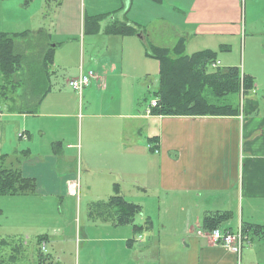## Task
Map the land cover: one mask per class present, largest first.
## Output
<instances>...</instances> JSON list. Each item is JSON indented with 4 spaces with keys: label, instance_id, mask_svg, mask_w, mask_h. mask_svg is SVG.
Here are the masks:
<instances>
[{
    "label": "crops",
    "instance_id": "1",
    "mask_svg": "<svg viewBox=\"0 0 264 264\" xmlns=\"http://www.w3.org/2000/svg\"><path fill=\"white\" fill-rule=\"evenodd\" d=\"M9 1L0 0V33L44 30L53 58L50 91L35 113L5 112L0 117L16 124L15 138L24 143L22 149L14 145L10 154L2 153L0 138L3 164L32 179L35 191L1 196L0 200L7 198L17 209L31 208L19 212L22 218L33 214L37 204H48L43 197L73 200L79 191V196L89 198L90 221H109L122 227L110 219H100L97 208L119 191L126 202L140 207V223L134 224L143 226L135 232L131 225H124L130 227V237L137 243L131 239L125 242L123 256L130 261L122 259L121 264H153L154 245L160 241L173 246L174 251H183L180 264H243L246 247L239 256L229 252L211 240V230L202 220L208 214L227 212L230 220L226 225L235 223L236 231L243 223L264 227V108L252 107L255 101L250 95L243 101L242 112L231 116L147 115V105L155 99L152 88L159 65L146 49L170 50L182 39L184 55L215 52L217 62L226 69L236 67L230 52L233 42L242 37L250 53L248 59L244 56L240 73L252 78L256 73L250 63L257 60L256 54L259 62L264 58V0H250L253 16L249 32L246 8L243 16L244 0H177L179 3L172 4L183 5L179 19L154 15L142 24L138 17L131 21L113 13L140 8L141 3L156 9L163 0H129L124 9L122 0H111L112 4L101 11L94 10L89 3L92 0H58L49 21L44 18V8L37 17L36 11H28L29 2L7 6ZM116 5L119 7L114 9ZM8 7L16 14L5 16ZM93 16H104L97 33L84 34V17ZM113 22H125L136 33L109 34L106 30ZM217 52L222 53L219 56ZM89 71L94 78L81 93L68 85ZM2 128L0 122V133ZM19 133L26 138H19ZM68 160L75 165L78 160L77 175L72 169L70 173L58 171ZM154 211L168 215V221L157 225V234L151 223ZM8 214L18 217L14 212ZM10 216L1 238L6 242L4 248L20 240L15 239L20 234L19 225ZM223 231L234 233L232 228ZM140 234L142 240L137 237ZM40 237V244L47 241L45 235ZM124 239L118 240L124 243ZM13 252L3 264L19 262L23 249L15 246ZM35 259L31 251V260L37 263V254Z\"/></svg>",
    "mask_w": 264,
    "mask_h": 264
},
{
    "label": "trees",
    "instance_id": "2",
    "mask_svg": "<svg viewBox=\"0 0 264 264\" xmlns=\"http://www.w3.org/2000/svg\"><path fill=\"white\" fill-rule=\"evenodd\" d=\"M122 1L123 9L128 7L129 0ZM103 17H84V34L97 33L98 24ZM106 32L126 35L135 34L136 30L125 22H113L107 27ZM47 38L44 30L14 35L0 33V100L7 105L6 113L34 114L42 98L50 91L48 77L53 47ZM146 53L159 65L158 89L155 92L156 106L151 109V115H236L244 109L243 101L249 97L254 87L253 78L240 73L237 67L226 69L212 67L216 63V53L202 51L191 56L184 55L182 39H179L170 50L149 46ZM209 66L214 70L210 71ZM20 72L21 77L18 76ZM19 90L23 92L22 96L19 95ZM238 95L241 96L240 110L226 101L223 104L210 101L212 98L221 101L222 98H234ZM254 105L252 107H256ZM209 109H213L212 112H209ZM214 110L232 112L214 113ZM4 159L5 156L0 154V197L33 193L34 181L22 177L14 168L5 167ZM97 208L100 219H110L120 226L131 225L135 232L143 229V226L134 224L135 217L140 215V207L126 202L119 191L107 202L99 203ZM229 219V213L217 212L205 215L202 224L212 231ZM150 226L149 222L147 227ZM240 231L242 236L248 238L255 236L264 240L263 226L243 223L240 225ZM38 242L40 245L42 239ZM5 244V240L0 238V250ZM37 259V264L51 263L40 248L37 249ZM2 263L0 256V264Z\"/></svg>",
    "mask_w": 264,
    "mask_h": 264
},
{
    "label": "rangeland",
    "instance_id": "3",
    "mask_svg": "<svg viewBox=\"0 0 264 264\" xmlns=\"http://www.w3.org/2000/svg\"><path fill=\"white\" fill-rule=\"evenodd\" d=\"M58 0H11L12 3L19 2L23 4L24 2H29L28 11L31 9L36 11L37 17L40 16L39 9L44 8V11L47 13L45 15V19L49 21L52 18V13L50 10H54L55 3ZM142 1V0H139ZM179 1V0H178ZM177 0H163V5H158L156 9L154 8H147L145 3H141L140 8L134 7L130 11H123L118 10L113 14H118L119 18H125L131 21L132 18L138 17L141 20V23H144L147 18L152 16H163L168 17L172 20H177L180 17V11H182L183 5L176 6L172 4L174 2H178ZM245 1V0H244ZM243 1V16H244V9L246 8V18L248 24V32L251 29L250 22L253 16V12L251 9V2L250 0H246L245 3ZM9 1L7 6L13 5ZM134 2V1H133ZM144 2V1H143ZM91 6L96 11H101L107 5L112 4L111 0H92L89 2ZM179 3V2H178ZM47 4V6L45 5ZM88 10V2H85ZM134 5H137L134 2ZM119 6L116 5L114 9L118 8ZM129 7V5H128ZM126 8V7H125ZM176 8V9H175ZM13 8L8 7L7 11H5V16L7 13H11L12 16L16 14V12H12ZM33 11V12H34ZM169 11V13H168ZM127 12V13H126ZM41 20V19H40ZM44 21V20H43ZM38 23V21H37ZM263 23V22H261ZM261 27V26H260ZM52 40L53 37H52ZM241 41L233 42V49H231L230 56L233 59L234 63H236V67L239 69L240 72H243V62L244 56L247 54V59L249 56V44L246 43V48L243 45V38H240ZM215 53V52H214ZM220 56L222 52H217ZM224 53V52H223ZM229 53V52H228ZM255 54V53H254ZM253 54V56H254ZM192 54L188 55L191 56ZM256 61L251 62L250 64L253 66L251 68L254 69L256 76H253V83L255 84L254 92L251 95L250 99L255 101V106L259 108H264V68H261L264 64V58H261L259 62V54L255 55ZM246 59V67L248 66V60ZM216 56V64L220 68H225L224 64L219 65L217 62ZM262 61V62H261ZM52 69V68H50ZM209 70L213 71L214 69L209 66ZM22 73L18 74L21 77ZM158 89V76L155 74V83L153 85L152 90L155 92ZM1 91V90H0ZM212 102H216L218 104H223L224 101L229 102L231 105H235L236 107H240L241 104V96H235L234 98L225 97L219 101L217 98L210 99ZM220 102V103H219ZM150 103V102H149ZM148 103V104H149ZM227 104V103H224ZM2 99L0 100V117L2 114L6 112V107ZM148 106V105H147ZM213 110V109H211ZM209 109V112H212ZM240 110V108H239ZM238 110V111H239ZM232 111L225 110V111H217L214 110V113H229ZM8 119L2 118L0 122H3L2 132L0 133V138L2 142L1 152L10 154V151L15 146H18L19 149L24 148V143L19 141L15 138L17 127L15 123H7ZM10 141V143H9ZM13 144V146L11 145ZM39 144V143H38ZM15 145V146H14ZM37 145V143H36ZM41 148L44 145L40 144ZM43 146V147H42ZM69 157H71V152H68ZM8 158V157H7ZM76 159V158H75ZM78 162V160H77ZM77 162L76 165L73 164L70 160L67 161L66 165L58 166V171H66L68 173L74 170V173L77 171ZM77 175V173H75ZM45 200L49 201L48 204L45 205L37 204L34 207L33 214H29L28 216H23L22 218H29V220H25L21 218L20 211L30 210L31 208H19L16 206L12 201L7 202V198H2L0 200V210H1V217H0V238L4 236L5 229L4 224L8 220V216H10L9 212H14L18 217H11L19 226V230L16 234L15 239L17 240L14 244L2 248L0 250L1 262L4 260H8L10 256H14L13 249L15 246L21 247L23 252L19 257V262L17 264H37L31 260V251L34 254V261H36L35 257L37 254V242L39 239H42L40 236L45 235L47 241L44 243V249L42 253L45 256H49V259L52 264H121L122 259L124 262H129V259H125L123 256L124 252V244L127 240H130L129 226H122V227H115L112 226L111 222L107 221L106 223L92 222L88 219L87 216V207L89 198L84 196H78L73 200H61L57 198H49L43 197ZM80 198V201H79ZM105 200L107 198H104ZM45 201V202H47ZM94 202V200H91ZM30 212V211H28ZM155 212V211H154ZM141 215V214H140ZM94 218V217H93ZM96 219V218H94ZM141 217L138 215L135 217L134 222L136 224L140 223ZM230 220V219H229ZM153 224V231L157 234V225H160L162 222L168 221L167 214H161L155 212L153 214V219L151 220ZM227 222L222 223L219 226V229L223 231L226 228H232L235 233V229L237 225L234 223L232 226L226 225ZM20 231V232H19ZM229 232V231H228ZM233 233V234H234ZM160 234L161 237L163 236V232ZM39 236V238H38ZM148 236V234H144V237ZM124 243L119 241V238H123ZM140 239L142 240V235L140 234ZM211 237V236H210ZM38 238V240H37ZM156 238V237H155ZM155 238H151L153 241ZM245 240H243L242 248L244 256L242 259L243 264H264V241L255 237L249 236V240L244 236ZM212 240V238H211ZM133 241V239H131ZM213 241V240H212ZM134 245L137 241H133ZM39 243V242H38ZM251 243L250 245H248ZM40 244L39 246L41 247ZM154 252H153V264H163V263H170V264H180V257L183 255V251L177 249L174 251L173 246L165 245L163 241L160 243H156L154 245ZM224 248V247H223ZM226 249V248H225ZM227 250V249H226ZM240 250V252H241ZM240 253L238 254V256ZM50 263V264H51ZM3 264V263H2ZM7 264V263H4ZM11 264V263H9Z\"/></svg>",
    "mask_w": 264,
    "mask_h": 264
},
{
    "label": "built area",
    "instance_id": "4",
    "mask_svg": "<svg viewBox=\"0 0 264 264\" xmlns=\"http://www.w3.org/2000/svg\"><path fill=\"white\" fill-rule=\"evenodd\" d=\"M215 63L212 67H216ZM94 78L93 72H87L84 74H80L78 77L70 80L68 85L78 93H81L84 88L90 85L92 79ZM156 106V101L151 100L146 108V114L151 115V109ZM18 137L21 139H25V135L23 133H19ZM210 236L214 242H217L222 247L226 248L229 252L238 255L240 253L243 240H245L244 236H242L240 228L233 234L228 231H221L219 229L212 230L210 232ZM44 244L41 245L40 250L43 251Z\"/></svg>",
    "mask_w": 264,
    "mask_h": 264
}]
</instances>
